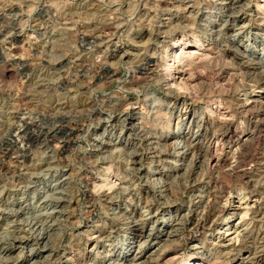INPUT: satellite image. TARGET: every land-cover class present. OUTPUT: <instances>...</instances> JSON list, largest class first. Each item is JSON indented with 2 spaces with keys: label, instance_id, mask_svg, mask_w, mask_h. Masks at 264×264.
Segmentation results:
<instances>
[{
  "label": "rangeland",
  "instance_id": "374dc122",
  "mask_svg": "<svg viewBox=\"0 0 264 264\" xmlns=\"http://www.w3.org/2000/svg\"><path fill=\"white\" fill-rule=\"evenodd\" d=\"M250 98L264 0H0V264H264Z\"/></svg>",
  "mask_w": 264,
  "mask_h": 264
},
{
  "label": "bare ground",
  "instance_id": "6f19581e",
  "mask_svg": "<svg viewBox=\"0 0 264 264\" xmlns=\"http://www.w3.org/2000/svg\"><path fill=\"white\" fill-rule=\"evenodd\" d=\"M188 47V49H194L193 47H195L194 45H191V46H187ZM192 51V50H191ZM193 51H195V49L193 50ZM192 53V52H191ZM203 53V52H202ZM194 54V53H193ZM180 55V53L178 54L177 52H175V56H173L174 58L172 59V61L173 60H175V58L176 57H178ZM208 55V54H207ZM233 55H235V52H233ZM177 59V58H176ZM174 62V61H173ZM147 66V65H146ZM174 68V67H173ZM165 74V73H164ZM167 74V73H166ZM165 76H167V75H165ZM168 77H166L165 78V81L167 82V79ZM194 78V77H193ZM163 80V79H162ZM164 81V82H165ZM176 81V80H175ZM167 84V83H166ZM171 85H172V83H171ZM171 87V86H170ZM252 96H258V95H256V94H253ZM182 98V97H181ZM186 100V98H183L182 99V102L184 103V102H186L185 101ZM211 104H212V108L213 109H216L217 107H219V106H217L216 105V103L217 104H219L220 106H221V101L220 100H217V101H215V100H211V101H209ZM188 103V102H187ZM190 103V102H189ZM214 103V104H213ZM237 104H239V103H237ZM243 106H248V105H256V104H264V101H261L260 100V98H250V99H244L243 101H242V103H241ZM220 110V109H219ZM221 111V110H220ZM226 115V113L225 112H222L221 113V116H225ZM221 116H219V117H221ZM228 121V120H227ZM220 125H221V123H220ZM234 125V123L232 124V123H226V124H224V126H225V128H224V131H223V133H222V137H224V138H230L232 135H234L235 134V126H233ZM18 126V125H17ZM20 127V125L18 126V130L21 128H19ZM15 133H17V132H15ZM245 134H247L246 132L244 133H242V135L241 136H238V139L234 142V144L237 146V145H239L240 143H242V141L244 142V140H246L247 139V135H245ZM238 148V147H237ZM237 148H236V150H237ZM44 149H48L49 151L51 150V149H49L48 147H45ZM210 156V159H211V161H214V160H217L218 158H217V156H216V154H210L209 155ZM53 161V157H51V156H45V157H43V158H37L36 159V162L35 163H33V164H35L34 166L35 167H40V166H45L46 168H49V164L51 163ZM236 164V163H235ZM56 181H58V180H56ZM56 186L57 187H60L61 188V193H59V194H61L62 195V197H65L66 195H68V193H70V190H71V180H70V177H68L67 175H66V173H63L62 174V177H61V179L56 183ZM55 186V187H56ZM59 188V189H60ZM54 189H56V188H54ZM58 190V189H57ZM52 196V195H51ZM58 199V198H57ZM47 200V199H46ZM219 199L216 197V196H214V195H212V204L210 205V208H209V210H208V212H207V220L209 219V216H211L213 213H220V212H222V211H224L225 209L227 210L228 209V211L230 210L229 208H226V205H222L219 201H218ZM239 201H241V199H239L238 201H236V202H232L231 201V204H229V206H233V208H240V205L238 204L237 205V203H239ZM224 203H225V201H224ZM230 203V202H229ZM213 205V206H212ZM56 208V207H55ZM61 211V210H60ZM46 212V211H45ZM59 212V211H58ZM53 213V212H52ZM55 213V212H54ZM50 217V216H49ZM52 217V216H51ZM55 217H57V216H55ZM48 218V217H47ZM54 218V217H53ZM39 219V218H38ZM52 219V218H51ZM50 219V220H51ZM170 221V220H169ZM170 222H168L167 224H164V225H168ZM204 223V222H203ZM197 225V224H196ZM234 225V224H233ZM233 225L232 226H229V227H227L225 230H222L221 228H219L218 230H217V232H216V235H217V237H218V239H220V241L221 240H227V241H233V239L235 238V236H234V233L237 231V229H238V227H233ZM215 228V227H214ZM44 230V229H43ZM48 230H51V227L50 228H48ZM53 231V230H52ZM240 231V230H239ZM47 232V231H46ZM48 233V232H47ZM47 233H45V234H47ZM52 233V232H51ZM51 233H48L47 235H46V237H44L43 236V232L42 233H40V240L41 241H43V240H46V241H49V238H48V236L51 234ZM173 234V233H172ZM243 235V234H242ZM168 236L170 237L171 236V234L170 233H168ZM13 238V237H12ZM45 238V239H44ZM36 239V238H35ZM21 241V240H20ZM20 241H17V243L16 242H14L11 246H10V248L8 249V251L11 253L14 249H16V248H18V247H20V245L21 244H18ZM50 242V241H49ZM44 243V242H43ZM46 243V242H45ZM47 244V243H46ZM230 244H231V242H230ZM41 246V245H40ZM43 246V245H42ZM49 248V246H44L43 247V251H46L47 249L46 248ZM1 249V248H0ZM51 250V249H50ZM40 252H37V253H34L33 255L34 256H36V255H38ZM11 255V254H10ZM12 257V256H11ZM32 263H34V262H32ZM36 263V262H35ZM9 264V263H8ZM31 264V263H30Z\"/></svg>",
  "mask_w": 264,
  "mask_h": 264
}]
</instances>
